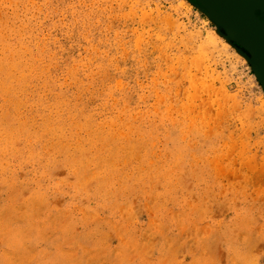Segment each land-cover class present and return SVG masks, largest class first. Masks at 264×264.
I'll list each match as a JSON object with an SVG mask.
<instances>
[{
	"label": "rangeland",
	"instance_id": "1",
	"mask_svg": "<svg viewBox=\"0 0 264 264\" xmlns=\"http://www.w3.org/2000/svg\"><path fill=\"white\" fill-rule=\"evenodd\" d=\"M216 27L0 0V264H264V88Z\"/></svg>",
	"mask_w": 264,
	"mask_h": 264
},
{
	"label": "water",
	"instance_id": "2",
	"mask_svg": "<svg viewBox=\"0 0 264 264\" xmlns=\"http://www.w3.org/2000/svg\"><path fill=\"white\" fill-rule=\"evenodd\" d=\"M198 1H200V3L202 2L203 4L214 5L218 8L221 7V10H223V12L227 13V15L233 19V24L229 22L222 23V25H217L216 30L228 41L233 42L237 50L250 62L257 80L261 84L262 88H264V65H262L261 60L258 58V56H256L257 48H255L253 43V45H251L249 37L252 38V36L250 33H248L249 31L243 29L241 23H239V20L241 19L239 16H243V14H240V10L226 0ZM193 4L206 15L207 12L201 6V4ZM245 14L249 24L252 26V29H256L258 32H264V0H254V7L250 12L247 10ZM211 22L213 21L211 20Z\"/></svg>",
	"mask_w": 264,
	"mask_h": 264
},
{
	"label": "bare ground",
	"instance_id": "3",
	"mask_svg": "<svg viewBox=\"0 0 264 264\" xmlns=\"http://www.w3.org/2000/svg\"><path fill=\"white\" fill-rule=\"evenodd\" d=\"M192 1L193 3L196 4L200 3V1L198 0L197 1L192 0ZM226 1H229L233 6H235L240 10V14H243V16L242 15L239 16L241 18L239 20V23H241L242 28L245 29L246 31H249L248 33H250V35L252 36L253 39L249 37L251 45L254 44L255 48H257L256 56H258V58L261 60L262 65H264V32H258L256 29H252L251 28L252 26L249 24L245 14L247 10L248 12H250L254 7V0H226ZM201 6L207 12L206 15L208 16V19H211L213 22H215L214 23L215 26L222 25V23H227V22L233 24V19L230 16H228L227 13L223 12V10H221L222 9L221 7L218 8L214 5L203 4V3L201 4Z\"/></svg>",
	"mask_w": 264,
	"mask_h": 264
}]
</instances>
